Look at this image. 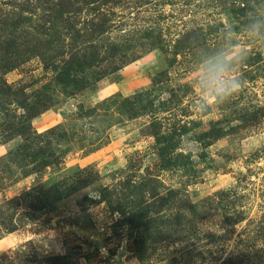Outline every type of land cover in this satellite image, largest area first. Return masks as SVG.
<instances>
[{
    "label": "rangeland",
    "instance_id": "374dc122",
    "mask_svg": "<svg viewBox=\"0 0 264 264\" xmlns=\"http://www.w3.org/2000/svg\"><path fill=\"white\" fill-rule=\"evenodd\" d=\"M8 8L0 43L17 53L67 52L72 33L84 47L100 19L117 53L70 87L39 56L0 66V264H264V44L247 29L264 0ZM226 32L249 53L244 87L201 114L199 63Z\"/></svg>",
    "mask_w": 264,
    "mask_h": 264
},
{
    "label": "trees",
    "instance_id": "16d2710c",
    "mask_svg": "<svg viewBox=\"0 0 264 264\" xmlns=\"http://www.w3.org/2000/svg\"><path fill=\"white\" fill-rule=\"evenodd\" d=\"M44 1H50V0H44ZM85 3H88L89 5H93L94 3L98 2V0H84ZM11 5H16L15 2H11ZM60 6H63L62 8H66V6H69V1L67 3L64 2L63 4H55L52 8L54 11H57ZM49 11L53 12L52 9H48ZM14 15L12 8H8L4 11L3 17L0 19V25H5L6 19L11 21L13 20ZM4 22V23H3ZM50 22V21H49ZM54 22H51L49 24V27L46 25L41 27L42 31H46L52 27ZM105 23L106 21H101V19L95 23L94 26L91 28L86 27L84 28L85 34L82 35V37H85L89 35L88 43L85 42L84 47H77L78 41L76 39H81V37L76 36L75 33L71 34V43L68 45V51L65 52L64 48L59 47L57 44H53V47H50L52 41L47 42L44 44V40L41 41L38 45L34 46L32 50L24 51L23 53H17L16 50H14V47H9L5 45L4 43H0V66L6 70L15 68L19 63L23 62L26 58L28 59L29 55H35L41 57V60L47 67L52 68H59V79L61 83L65 87H70L74 81H72V73H81V70H75V69H83L85 68H91L95 67L96 65H100L103 63L104 60L107 58H114L116 56V46L113 48H110L108 50H101L102 44L97 39L102 38L103 34L105 33ZM44 33V32H43ZM95 41V42H94ZM87 43V44H86ZM58 47V48H57ZM114 49V50H113ZM113 50V51H110ZM65 53V54H64ZM29 54V55H27ZM28 56V57H27ZM65 56H69V64L68 61L65 62L61 67L56 65V62L59 59H64ZM119 67V66H118ZM117 66H114L111 71H115L118 68ZM43 110H46L47 108L44 106L40 107ZM34 114H31L30 118H32Z\"/></svg>",
    "mask_w": 264,
    "mask_h": 264
},
{
    "label": "clouds",
    "instance_id": "9594fccd",
    "mask_svg": "<svg viewBox=\"0 0 264 264\" xmlns=\"http://www.w3.org/2000/svg\"><path fill=\"white\" fill-rule=\"evenodd\" d=\"M247 29L255 39L264 44V16L253 11ZM225 40V47L214 53L205 52L199 63L194 83L200 90V103L196 107L201 114L230 102L244 87V81L237 74V66L246 61L249 53L244 49H237L227 32ZM260 50L264 51V48Z\"/></svg>",
    "mask_w": 264,
    "mask_h": 264
}]
</instances>
